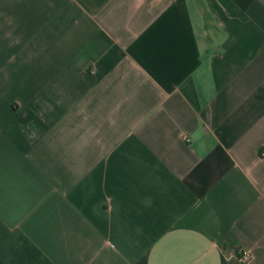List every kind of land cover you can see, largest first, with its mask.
<instances>
[{"label":"crops","instance_id":"1","mask_svg":"<svg viewBox=\"0 0 264 264\" xmlns=\"http://www.w3.org/2000/svg\"><path fill=\"white\" fill-rule=\"evenodd\" d=\"M0 264H264V0H0Z\"/></svg>","mask_w":264,"mask_h":264},{"label":"built area","instance_id":"2","mask_svg":"<svg viewBox=\"0 0 264 264\" xmlns=\"http://www.w3.org/2000/svg\"><path fill=\"white\" fill-rule=\"evenodd\" d=\"M243 262H248L250 260V254L245 253L242 257Z\"/></svg>","mask_w":264,"mask_h":264}]
</instances>
